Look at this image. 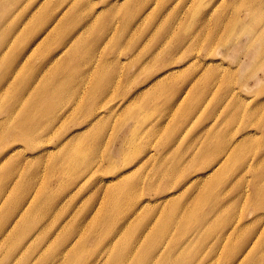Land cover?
Returning a JSON list of instances; mask_svg holds the SVG:
<instances>
[{
  "label": "rangeland",
  "instance_id": "1",
  "mask_svg": "<svg viewBox=\"0 0 264 264\" xmlns=\"http://www.w3.org/2000/svg\"><path fill=\"white\" fill-rule=\"evenodd\" d=\"M60 1L0 0V83H5L0 91V183L10 197L11 191L14 196L34 180L30 192L37 191L38 198L46 192L49 201L38 214L43 226L48 223L44 233H57L51 244L44 241L37 251H31L32 246L20 253L15 250V259L7 261L17 231L11 232L9 240L0 239V264L24 259L25 264L65 263L58 260L63 247L70 248L65 252L73 248L65 240L74 227L83 239L91 227L101 230L99 220L120 196L117 189L128 184L134 188L122 206L131 202L130 214H136L123 231L136 228L148 216L154 225L151 232L160 234L165 215H175L179 224L170 227L173 239L167 241L175 264H264V190L254 196L255 186L264 184L259 177L264 169V0H119L108 8L103 0H88L74 7L79 15L69 12L50 34L62 17L53 13ZM144 6L146 19L137 14ZM90 10L95 21L80 36L79 24ZM73 16L77 22L72 27ZM106 19L134 22L131 29L117 30L115 41L107 44L109 20L105 41L99 43L106 26L101 21ZM13 27L16 32L10 33ZM68 32L80 36L74 48L77 59L62 53L74 47L62 45ZM206 39L214 47H208ZM119 50L125 51L117 61ZM86 56L83 62L92 58L95 64L77 65ZM97 65L105 67L93 80L95 87L91 74ZM207 84L212 92L202 96ZM57 86V102L64 108L55 111L56 117L34 110L38 116L29 118L28 107L43 91L54 99L51 89ZM9 105L17 108L8 118ZM236 112L239 117L233 122L230 117ZM33 120L45 122L36 130L39 142L34 144L23 134ZM48 122L49 128L43 129ZM142 124L153 131L152 138L147 133L140 136ZM93 134L96 143L91 144ZM229 136L230 145L238 142L230 159L211 160L204 151ZM89 143L96 152L86 151ZM66 152L82 156L83 162L70 168L62 161ZM218 165L222 168L211 177L200 176ZM168 193L173 195L162 202ZM144 200L150 209H139ZM237 216L241 227L229 240L228 225ZM187 218L191 233L177 241ZM120 226L117 221L111 224L116 230ZM214 227L217 231L209 234ZM104 241L90 237L87 249L77 245L74 251L90 255ZM60 242L59 253L47 257Z\"/></svg>",
  "mask_w": 264,
  "mask_h": 264
},
{
  "label": "bare ground",
  "instance_id": "2",
  "mask_svg": "<svg viewBox=\"0 0 264 264\" xmlns=\"http://www.w3.org/2000/svg\"><path fill=\"white\" fill-rule=\"evenodd\" d=\"M42 4H44L45 2L47 3L48 0H42ZM106 6V8L111 7L113 5H116V3L119 2V0H103L102 1ZM79 3H83V4H88V0H62L60 1V3L56 6L57 8H55L52 12L53 13H58L59 16L61 15L62 17H60L57 22H55L50 29V34L51 32H53L60 24L61 20L66 17V15L70 12L71 14H77L79 15V11L76 9L74 10V7L79 4ZM41 4V5H42ZM68 5V6H67ZM67 8V9H66ZM105 8V9H106ZM146 6L142 7V11L141 12H137V14H144V10ZM66 9V10H65ZM147 15H149L148 13H145L143 16V19H146ZM93 10H90L84 18H86L87 20L83 21V23L81 24L80 22V26H83V28L79 31H81L80 36L85 32L90 30L89 27H91L95 21V19L93 20ZM123 16V15H122ZM90 17H92L90 19ZM135 14H133L131 16V19H134ZM107 20V19H106ZM111 20V30H110V34L112 31H114V36L109 34V37L107 39V44H109V42H113L116 39V34H117V30L120 31V29L127 27L128 29H131L132 26V22H134L133 20H127V21H116L114 22V19H109ZM109 20H107L105 22V20L101 21V23L103 25H106L101 33L100 39H99V43L101 41H105V34L106 31L108 29V22ZM77 22V20L75 19V16L72 17V20L70 21L69 25H71L72 27L74 26V24ZM139 27V25H138ZM137 28V27H136ZM10 33H15L16 32V28L13 27L10 29ZM135 30V28H134ZM78 31V32H79ZM137 31V29L135 30ZM135 31L133 33V36L135 35ZM77 32V33H78ZM69 34L65 33L64 36L65 37ZM80 36H76V33H72L71 36L68 35L67 38L65 39L64 43L62 44L63 46H70V45H74V47H72V49H69L68 52H65L64 50L62 51V53H70L75 59L78 58V53L77 51L74 50L75 46L78 43V40L80 38ZM132 36V37H133ZM48 37V36H47ZM131 39L126 47H129L132 43ZM209 39H206L205 44H207L208 47H214L210 42ZM3 42V41H2ZM106 44V46H107ZM125 51V50H124ZM124 51H118L117 52V57L116 60L119 61V59L121 58V54ZM4 57V56H3ZM83 57L82 61H78L77 65L79 66H86L87 62H90V66L92 67L95 64V59L89 58L86 62H83L86 58ZM55 60V59H54ZM3 61V58L0 60V62ZM109 61V60H106ZM115 62V61H113ZM55 63V62H53ZM118 63V62H117ZM105 66L100 67V69H104ZM98 68V65L96 67V69L93 71L92 75V80H91V85L95 86V79H97V73L101 74V71ZM94 80V82H93ZM93 82V84H92ZM111 84V82L107 85L109 86ZM4 84L0 83V91L4 89ZM59 86V85H58ZM56 87V89H51V91H54V95L55 98L54 99H50L45 97V91L42 92V94L40 96H38L37 98V93L35 94V98H37L34 103H32L28 109L26 110V114L29 118H32L38 116V112L36 114L34 113V110L36 111H46L48 112V116H52V117H56L58 112H60L64 106L63 105H59V102H57L60 99V86ZM96 87V86H95ZM60 89V90H59ZM213 87L210 86V84H207L203 89H201L200 94H202V96L205 95H209L212 92ZM95 89L92 91V94H94ZM226 96V94H225ZM238 102V101H237ZM236 102V103H237ZM3 106V105H2ZM7 108V110H5L7 113H9L7 116L8 118L10 117V114L12 112H14L13 110L15 108H17L16 106H5ZM237 108V107H236ZM57 110V114L55 115V111ZM135 109H133L132 111H134ZM238 110V108H237ZM240 113V111H237ZM235 113L233 116H231L230 114V120L237 121L239 115L238 113ZM93 115V114H92ZM45 122H39L36 120H33V124H30V126L26 127L25 129H23V134L26 137L27 140H29V142H31L32 144L39 142V138L37 139V136L35 135L36 130L38 128H40L41 124H43ZM50 122L42 125L43 129H48L50 126ZM141 133L139 132L140 136L143 137V135L145 133L148 134V136L150 138H152V130H148L147 127L144 126V124L141 125ZM231 136H229L224 142H222V144L220 145H215L214 148L211 150H207L204 151L205 154L207 156L211 157V160L215 159L216 161H228L231 157V155L234 153V149L235 147H237L238 142H235V144L233 143L232 145L231 142H228ZM91 144L96 143V135H90L89 136V140H88ZM81 142H83L84 144H87V140H81ZM88 144L85 148L86 151H93L96 152L97 150L94 151V148L92 147L91 144ZM145 145V147L148 146V141H145L143 143ZM234 146V148H233ZM151 152H147V155L149 156ZM237 153V152H235ZM151 159V157H150ZM62 161H64L65 163H69L70 168L74 167L76 168L81 162H83V158L82 156H79L75 153H68L66 152L63 157H62ZM110 164L113 163V158H109ZM222 168L221 165H218V167L215 169L212 168L210 170H208L205 174H201L200 176H202L204 179L211 177L213 174H215L216 170H220ZM90 170L92 169V166L89 168ZM89 170V171H90ZM81 175H79L78 177H80ZM199 176V177H200ZM77 177V178H78ZM260 178H264V169H262V171L259 174ZM163 177H161L162 179ZM123 178H118L117 180H121ZM219 180V178H218ZM76 181V180H75ZM34 183V180H28L27 181V185L22 187V189L20 188L19 191L15 192L14 196H11L12 191L10 192V197L8 194H5V184L4 183H0V239L4 238V241H6V239H10L9 234L13 231H17L15 237H13L12 240V245L10 246L9 249V255L6 256V260L7 261H12L15 259V254H13L15 252V250H17V252H24L26 251L27 246H32L31 251H37L39 245L41 243H43L44 241H47L48 244H51L55 238V235L57 233L52 232L50 235L48 233H44V229L47 227L48 223L45 224L43 226V221H41L42 216L38 215L41 211V207L43 204H48L49 201L46 200L47 195L46 192L43 193V197L42 198H38L37 195V191L32 193L30 192L32 185ZM137 185H139V182H137ZM184 187V186H183ZM256 191L254 193V196L259 197L260 196V191L264 190V184L262 186L260 185H256ZM134 188V186L128 184L127 186L124 187H119L117 189V193H120V196H116L112 199V201L109 203L108 207H107V214L105 216L104 220H99L100 222L98 223V227L102 226V229L99 230L97 229V227L94 228L91 227L90 233L88 235V237H86L85 239L80 237V233H82V231H80V229H76V227H74L73 231H72V235L70 236V238H67L65 240L66 244H70L71 247H73L71 250L66 251L68 248H64V251L62 252V255L60 256V259L58 261H60L61 259L66 260L65 263H59V264H175L174 261L172 260L171 257V252L173 250V248L170 247V244L167 245V241H172L173 236H171L172 234H170L169 229L171 226L175 225V224H179V222L176 219L175 215H165L166 217V222L164 225L161 226L160 230L161 233L157 234L156 231L151 232L152 229H154V225H150V223H148V216H145L144 219L142 220V222L134 229L130 230L129 232H125L128 229L127 225H130L132 220L134 219L133 216L136 213H132L130 214V207H131V202L127 205V206H122L123 204L126 205L128 203L129 200V192H132L131 190ZM136 189V187H135ZM13 190V189H12ZM173 195L172 193H168L166 194L164 197H162V202H166L168 199H170L169 197ZM138 198V197H137ZM136 198V199H137ZM35 199V200H34ZM134 200V199H132ZM34 202V204H32ZM139 209H150V205H148V201L144 200L139 202ZM111 207V209H110ZM124 207V208H123ZM264 208V206H263ZM123 209V210H122ZM138 209V210H139ZM137 210V211H138ZM195 210H198V205L196 206ZM107 220V221H106ZM191 219L187 218L183 221V234L181 236L178 237L177 241H182L187 239L188 235L191 233L190 230V224H191ZM202 220H204V216L202 217ZM120 222L122 224V226H120L119 230H116L115 228L111 227V224L114 222ZM133 223V222H132ZM224 222H220V224L217 226L219 227L221 224H223ZM100 224V225H99ZM97 226V225H96ZM229 234L227 239H231L232 237H235V234L237 232V230L241 227V222H240V217H233L231 218L230 222H229ZM59 229V226H58ZM124 229H126L125 231H123ZM80 231V233H79ZM124 232L123 234L121 232ZM213 231H217L216 227H214L213 230H211L209 232V234H212ZM131 233H133V235L131 236ZM137 234V237L134 238V235ZM8 237V238H7ZM90 237H93L94 240L96 241L98 238H105V245L99 249L94 251L92 254L89 255V253H86L85 251H74V247H76L77 245H79L81 248L83 249H87V244H88V240ZM29 239L33 240L36 242L38 240V242L33 243V244H26L24 243V241H28ZM62 239V237H61ZM67 241V242H66ZM174 241V240H173ZM205 241V239L200 243L202 244ZM146 243V244H145ZM176 245H178V242H174ZM185 243V242H183ZM145 244V245H144ZM182 244V243H181ZM61 245H63V242H60L58 245H56L55 248L50 249L47 253V257H52L55 256L59 253V249L61 247ZM141 245H144L143 247ZM105 248L104 251H106V256L103 257V253L100 255V251ZM143 248L142 251H140V249ZM242 248V246L240 247V249ZM239 249V251H240ZM253 249V248H252ZM242 251V250H241ZM240 251V252H241ZM238 252V253H240ZM164 259L162 262H158V260L160 259ZM171 258V259H170ZM57 261V262H58ZM56 262V263H57ZM26 260H20L19 264H25Z\"/></svg>",
  "mask_w": 264,
  "mask_h": 264
}]
</instances>
